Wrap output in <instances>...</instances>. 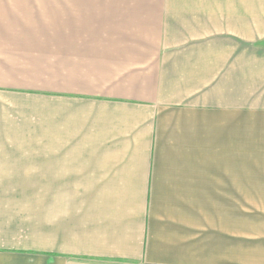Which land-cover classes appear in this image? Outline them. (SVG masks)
Masks as SVG:
<instances>
[{
	"label": "crops",
	"instance_id": "0c3cea01",
	"mask_svg": "<svg viewBox=\"0 0 264 264\" xmlns=\"http://www.w3.org/2000/svg\"><path fill=\"white\" fill-rule=\"evenodd\" d=\"M27 183L0 264H264V0H0Z\"/></svg>",
	"mask_w": 264,
	"mask_h": 264
},
{
	"label": "rangeland",
	"instance_id": "374dc122",
	"mask_svg": "<svg viewBox=\"0 0 264 264\" xmlns=\"http://www.w3.org/2000/svg\"><path fill=\"white\" fill-rule=\"evenodd\" d=\"M4 185V186H3ZM35 184H0L1 190H6L5 194H35Z\"/></svg>",
	"mask_w": 264,
	"mask_h": 264
}]
</instances>
